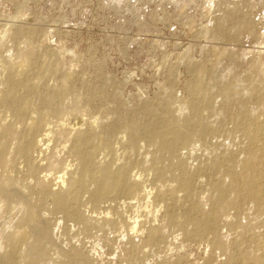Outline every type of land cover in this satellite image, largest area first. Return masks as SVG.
<instances>
[{
	"label": "rangeland",
	"instance_id": "rangeland-1",
	"mask_svg": "<svg viewBox=\"0 0 264 264\" xmlns=\"http://www.w3.org/2000/svg\"><path fill=\"white\" fill-rule=\"evenodd\" d=\"M29 49L44 65H53L45 75L47 87L57 88L72 78L73 90L63 103L70 111L61 117L69 128L82 120L112 122L118 116L125 119L123 125L131 112L144 120L143 106L168 100L170 94L174 98L173 114L181 120L186 112L177 107L189 95L194 80L191 65L211 70L202 76L215 95V105L205 112L215 132L208 140L192 138L188 146L192 155L187 159L191 168L203 167L195 199L206 209L215 199L213 189L230 186V171L238 172V158L247 155L249 138L242 127L244 115L264 121V0H0V88L6 78L5 68L14 65ZM89 88L98 99L86 96ZM228 91L234 95H228ZM3 111L0 107V123ZM195 127L191 125L190 129ZM62 141L55 149L63 160L60 169L40 174L47 175L53 184L67 164L76 163L72 154L61 151ZM117 149L108 156L116 157L124 151L120 145ZM134 170L151 177L149 170L140 165ZM11 176L19 178L18 189L37 207L52 232L53 243L45 247L47 258L38 256V264H264V212H256L251 202L247 201L241 210L233 206L222 209L216 234L193 240L184 233L185 228H191L184 218L189 202L185 201V192L177 188V181L169 174L164 182L147 181L145 185L153 193L157 188L165 189L168 183L176 187V220L172 224L164 215L163 202H154L152 210H160L155 213V225L162 228L164 239L146 245L136 237L133 254L125 236L129 229L121 221L127 216L133 221L135 211L123 212L122 218L114 215L118 218L115 228L84 229L82 223L65 220L49 202L43 205L35 180L17 173ZM64 187L51 188L57 191ZM87 197L83 194L81 200L85 214L103 216ZM217 197H222L221 192ZM16 201L14 198L6 203L0 199V225L7 222ZM139 210L144 211V207ZM223 220L231 225L226 226ZM215 237L219 242H211ZM72 247L83 252L87 263L64 257L63 251ZM19 263L23 264L21 259Z\"/></svg>",
	"mask_w": 264,
	"mask_h": 264
},
{
	"label": "bare ground",
	"instance_id": "bare-ground-1",
	"mask_svg": "<svg viewBox=\"0 0 264 264\" xmlns=\"http://www.w3.org/2000/svg\"><path fill=\"white\" fill-rule=\"evenodd\" d=\"M52 66L44 65L29 49L19 56L14 65L5 68L6 78L0 88V107L4 110V119L0 123V199L6 203L14 198L17 201L10 209L7 222L0 225V251L7 248L0 254V264H20V259L23 264H38L37 257L46 259L45 247L53 243L47 220L20 192L19 178L11 176V173L35 180L34 187L42 194L41 203L49 202L55 211L63 213L65 220L82 223L84 229L115 228L118 225L115 216L122 218L123 212L135 211L133 221H129L130 216L121 221L129 229L125 236L131 245V252L137 247L134 241L136 237L146 245H154L164 239L162 228L155 225V213L160 210H152L154 202H163L164 215L172 224L176 220L174 210L178 199L173 194L176 187L168 183L165 189L157 188L153 193L152 188L148 189L145 185L147 181L150 184L155 180L164 182L168 174L177 181V188L185 192V201L189 202L184 218L191 228H183L186 236L193 240L216 234L222 209L233 206L241 210L248 201L254 204L256 212H264V121L250 114L244 115L242 125L249 138L245 148L247 155L238 158V172L230 171V186L213 189L212 198L215 199L208 209L195 199V187L200 183L198 177L203 167L191 168L192 165H188L187 159L192 155L188 146L192 138L208 140L215 132V128L207 123L208 115L205 114L215 105V95L211 88L205 86L202 76L207 71L210 74L211 70L191 65L194 80L188 84V97L177 107L180 112H186L181 120L173 114L174 98L170 94L168 100H159L152 106H143L145 102L142 105L145 116L142 121L131 112L128 123L123 125L125 119L122 121L118 116L112 122L98 118L82 120L69 128L61 117L70 111L63 103L69 91L73 90V80L68 77L57 88L47 87L45 75L53 70ZM86 92L89 99L97 98L98 94L92 88ZM231 94L234 95V92L228 91V95ZM261 100H264V95ZM125 117H128L127 114ZM191 125L196 127L191 130ZM59 135L61 138L57 137ZM59 140H63L61 151L72 154L76 163L73 166L65 164L60 171L62 174L56 175L58 181L53 184L47 180V175L40 174L60 169L63 160L55 152ZM139 141L144 144L140 145ZM53 142L55 144L51 145ZM117 145L122 146L124 151L116 157H109ZM11 153L13 157H7ZM217 160L219 158L209 165L210 169L215 167ZM139 165L149 170L150 178L134 170ZM53 185L65 187L54 191L51 188ZM216 190L221 192L222 197H217ZM229 190L230 194L227 195ZM32 193L35 192L32 190ZM83 194H88V202L101 209L103 216L85 214V209L81 208ZM169 199L171 203L167 202ZM141 206L144 207L142 212L139 210ZM223 223L231 225L227 220H223ZM212 241L219 242L216 237ZM63 255L69 261L74 259L87 263L83 252L76 247L63 251Z\"/></svg>",
	"mask_w": 264,
	"mask_h": 264
}]
</instances>
